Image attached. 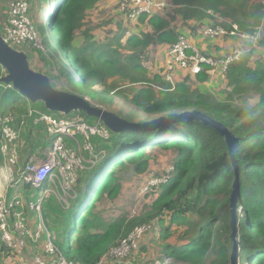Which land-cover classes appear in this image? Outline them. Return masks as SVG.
Returning a JSON list of instances; mask_svg holds the SVG:
<instances>
[{"label": "trees", "instance_id": "obj_1", "mask_svg": "<svg viewBox=\"0 0 264 264\" xmlns=\"http://www.w3.org/2000/svg\"><path fill=\"white\" fill-rule=\"evenodd\" d=\"M48 1L45 12L53 6L45 22L49 30L45 31L42 23L34 30L48 47L54 44L48 41L50 38L60 39L61 49L56 45L52 51L55 56L64 57L71 69H61L67 79L63 92L89 98L92 104L106 111L100 94L120 97L125 103L117 104L118 110L108 104L111 110L108 112L137 124L197 111L238 139L234 151L239 177L234 236L237 256L245 257L247 264H264V0H161L170 7L132 21L126 11L120 10L119 0H111L112 5L104 9V13L114 9L115 15L93 27L98 3L104 0H36V3L40 7ZM1 22L4 23L3 19ZM109 24L112 26L108 27ZM232 25H237L243 34L259 37L251 48L260 49L262 54L258 58L253 60V50H248L237 61L228 63L224 70L221 68L223 82L213 81L210 89L207 88L210 82L205 72L209 69L207 65L199 74L192 73L191 63L186 68L175 64L172 70L168 69L166 53L180 38L189 43L194 38H204L203 28L220 26L230 30ZM98 29L105 33L103 40L92 38V33ZM77 34L83 37L81 46L75 38ZM218 40L236 41L232 49L245 46L239 39ZM216 44L220 48L213 47L214 54L202 49L200 52L221 64L231 50L224 51ZM158 47L161 66L155 69L148 63L151 52ZM73 73L79 77L77 80ZM216 75L214 79L222 77ZM86 84L103 92L91 91L88 96L84 93ZM250 95L256 98L257 104L253 118L246 120L243 113L246 103L237 101ZM22 97L17 89L5 94L2 114L18 112L20 121L28 111L26 104H21ZM28 101L34 105L38 99ZM42 102L45 104L44 100ZM83 114L87 115L73 111L67 116L85 119ZM108 132L107 140L99 137L91 140L94 153L103 152L102 160L94 176H89L87 181L84 182L87 171L78 174L76 191L87 186L88 194L73 218L71 204L63 210L52 196H47L43 204V209L52 213L51 239L60 255L74 264H99L108 250L133 229L150 225L151 231L142 237L128 259L132 264H162L166 258L172 259L174 264H230L233 250L230 198L235 175L225 137L200 121L170 123L152 130L108 129ZM29 137L31 133L27 140ZM24 144L20 148V163H26L22 155L30 150L28 145L24 148ZM168 151L174 153L172 171L157 176L163 181L150 187L148 197L155 196L152 203L145 205L137 216L107 222L98 206L119 196L123 176L129 171L144 174L149 169L152 152ZM23 188L28 196L35 197L27 186ZM176 226L183 228L178 244L168 241ZM157 239L160 250L143 259L145 253L151 252L147 246ZM30 249H7L1 244L0 264H24L25 259L29 261V255L33 256L32 261L38 255L44 261L58 257L45 254L38 245L30 244Z\"/></svg>", "mask_w": 264, "mask_h": 264}, {"label": "built area", "instance_id": "obj_2", "mask_svg": "<svg viewBox=\"0 0 264 264\" xmlns=\"http://www.w3.org/2000/svg\"><path fill=\"white\" fill-rule=\"evenodd\" d=\"M118 2L120 10L127 12L130 21L141 15L149 17L170 7L169 4L161 0H119ZM1 32L3 33V36H1L3 42L11 48L34 42L31 35L35 31L28 18V8L25 2L12 0L7 10V24ZM202 35L209 39L229 38L244 41L242 39L244 34L237 25H232L230 30L221 27L203 28ZM34 44L37 45L38 42L36 41ZM239 49L238 47L234 48L230 55L221 64H218L212 58L204 57L201 52L191 47L184 38H180L167 51L166 64L168 69L172 70L175 64H180L182 68H186L191 63L192 73L194 74L204 71V65H207L209 69L205 72L211 78L216 74L223 77L222 69L224 70L228 63L238 60L237 52ZM0 67L2 68L1 65ZM3 75L0 76L2 95L14 91L11 83L2 82ZM167 79L171 81L170 77ZM87 100L90 101L89 98ZM28 114L35 123L45 125V132L52 143L42 156L35 157L25 164H20L18 152L19 133L13 125L14 116L0 114V154L1 157H4L5 169L8 168L13 173V180L7 186L12 192L15 188H19V194L16 195L12 193V196H10L7 191L0 194V245L2 244L7 249L26 250L28 244L40 246V243L43 242L42 250L45 254L50 256L57 254L59 256L51 259L52 264H74L60 255L58 248L52 241L49 228L47 229L42 220L43 204L47 196H52L57 202L59 201L61 207L63 206V202L67 197H70L69 192L71 187L76 184L78 174L86 170L85 163L87 160L83 153L87 152L92 158H96L93 154V146L90 143L91 138L99 137L107 140L110 134L100 121L89 125L79 116L55 117L52 114L39 113L32 109L28 111ZM78 137L83 140L81 145ZM82 146L84 152L81 150ZM154 181V183H150V187L159 184L163 179ZM24 186H27L30 190H40L39 197L32 199V196H28V192L23 188ZM67 206L70 207V204ZM32 214H37L41 220V223L36 227H34L31 220ZM34 228L35 231H33ZM150 231V225L136 227L127 237L121 239L116 246L111 247L99 264H107L108 262L132 264L128 259L137 250L142 237ZM42 234L45 235V238L41 241ZM28 262L25 259L24 264H29ZM34 263L47 264L39 256H35ZM174 263L169 258L164 259L162 262V264ZM155 264L161 263L156 262Z\"/></svg>", "mask_w": 264, "mask_h": 264}, {"label": "rangeland", "instance_id": "obj_3", "mask_svg": "<svg viewBox=\"0 0 264 264\" xmlns=\"http://www.w3.org/2000/svg\"><path fill=\"white\" fill-rule=\"evenodd\" d=\"M21 1L25 2L27 5V8L29 10L28 18H29V20L33 26V29L37 24L42 23L43 26H46L44 28L45 31H48L49 27H48V25L45 24V22L49 19V15L53 11V8H52L53 6L49 8L48 13H47V11L45 12V8L47 9V5L50 1L44 3L40 7L36 3V0H21ZM11 2H12V0H0V17H1V19H3V22H4L2 24L1 19H0V29L1 30L7 24V10H8V6ZM111 2H112L111 0H108L106 2L104 0V1H101L100 3H98V6H97L98 9L94 13L95 16L92 19V26L91 27H93L95 24H100L101 22L103 23L106 20H108L109 18H113V16L115 15L114 9H110L108 13H104V9H109L110 6L112 5ZM111 26H112V24L108 25V27H111ZM216 27H220V26H216ZM1 30H0V36H3V33L1 32ZM52 35H53V32H50L49 36H52ZM104 36H105V33H104L103 29H98V30H96V32L92 33V38H94V39L97 38V39L103 40ZM31 37L34 39V42H29L27 45L20 46V47H13L12 49L15 50L24 59H26L28 62V67H29L30 71H32L33 73L42 77L43 79L47 80L51 88L58 90V91H64L63 86L66 85L67 79H66L65 75L61 74V69L64 68L66 71H71V69H69V63L66 61V59L64 57L60 56V54H59V56H55L54 52L52 51V49L54 47H56V45H58L61 49L60 39L57 38L55 41V39H51L49 37L50 39L48 41L50 43L52 41H54L53 47L49 46L50 47L49 48L48 46L43 44L42 37L37 32H34L31 35ZM75 38L77 40L78 45L81 46L83 44V37L81 35L77 34V37H75ZM36 41L38 42L37 45L34 44ZM234 43H236V41L224 40V41L220 42V46H222L224 51H230V50L232 51L234 49V48L232 49V47L236 46V45H233ZM242 43H245V42L243 41ZM242 43H239V46H241ZM239 48L241 49V47H239ZM160 50L161 49H159V47H158L155 51L151 52L150 61L148 63L149 65H153L155 67V69H158L161 66V63L159 62V60L161 59ZM251 50H253V55H254L253 60L258 58L262 54L258 47H254ZM4 73L5 72H4L3 68L0 67V76H2ZM46 76H50L53 79H51V81H50L49 77H46ZM73 78H74V80H77L79 77L73 73ZM192 87H194V86H192ZM84 90H85L84 93L88 96L91 93V91H96V92H100V93L103 92V90L101 88H97V87H94V86H91L88 84L85 85ZM8 93H10V92H6V94H8ZM101 94H103V93H101ZM101 94H100L99 99H101V102L103 103L102 106L105 107L108 111H111L109 108L110 106L108 104H112V107H113L112 109L118 110L119 108L117 107V104H119V103L124 104L125 103L120 97H116V96L105 97ZM4 95L5 94H3L2 97H0V114L3 113L2 112L3 108H1V102H2V98ZM215 96L217 97V99L219 98L218 95L215 94ZM253 98H255V97L250 95L249 97H245L243 100H238L237 103L241 104L244 101H245L244 103H246L248 100L253 99ZM22 102H24V104L27 103L26 110L29 108V109H32V110L37 111V112H47V114L48 113L52 114L55 117H67V115L72 114L70 112H65V110L60 111L59 109H55L53 106H51L49 104L45 105L42 102V100H40L39 98H38V101L34 105L32 103H30L26 98H23V97L21 98V104H22ZM121 109L123 110V109H125V107H122ZM83 115H84V118L86 119V120L84 119L85 122L88 123L89 125H93L97 122L96 119L90 118L85 114H83ZM14 116L19 119L18 112H16L14 114ZM21 118H22L21 121L19 123L16 122V124H15V127H16L15 129L17 130L18 133H19V129H20V133L18 135V138H19V140H18V148H19L18 152H20L21 145H23L22 143L25 140H27L28 133H31V137H29V139H28V144L29 143L31 144L33 141H36L37 146L34 148V152L36 153L35 156L36 157H39L40 155L42 156V154L46 153V151H47L46 148L43 147L44 139L41 138L42 142L41 141L39 142V141H37L36 136L40 135V131L44 132V130L46 129L45 125H43L41 123H34L33 118L29 116L28 112L25 116L23 115ZM106 129H108V128L106 127ZM33 133H35L36 136ZM39 137H41V136H39ZM92 139L93 138H91V140ZM78 141H79V144L81 145L83 140L81 137H78ZM19 143H20V145H19ZM47 143H48V145H50L52 143L51 139H48ZM90 143L92 145V141ZM93 149H94V146H93ZM81 150L83 151V146L81 147ZM0 153H1V151H0ZM93 154L95 155L96 158H92V156L89 155L87 152L83 153L84 157L87 160L85 163L86 170L81 171L79 173V176L87 171L84 175V182L87 181L89 176L90 177L94 176L95 171L100 167L99 162L102 160L101 155L103 154V152L101 151L100 155H98L96 153H93ZM150 156H151V159H150L149 169L147 172H145L144 174L138 175L132 171H129V173H127L125 176H123V179L121 181L122 187H121L119 196L113 201H106V202H103L102 206L101 205L98 206V208L103 211V217L107 222L115 221L116 219L123 217V216H127V217L137 216L140 213L141 209L145 205H149L152 203L155 196H149L148 197V193L150 192V183H154L155 182L154 180L158 181L160 178L157 176H159V175L164 176V174H168L169 172L172 171L174 153H173V151L152 152L150 154ZM3 160H4V157H1L0 162ZM95 163L96 164L99 163V164L97 165L96 168H92L95 165ZM6 179L8 180V182ZM12 180H13L12 173L10 174L8 168L5 169L0 174V186H7L10 183V181H12ZM75 185H77V183ZM75 185L71 187V190L69 192L70 197H67L65 202H63L64 203L63 206L61 207L59 205V201L57 203V205L60 206L63 210L68 209L69 206H67V205L71 204V207H72L71 217L72 218L78 212V210L80 209L82 204L85 202V200L87 198V194H88V187L87 186H85V187L81 186L76 191ZM39 191L32 190L33 194L35 193V195H38L37 198L40 195ZM75 192H77V193H75ZM76 194H77V196H76ZM52 218H53L52 213H50L47 209H43L42 220H43L44 225L47 227V229L49 228V232L51 229V224L53 223ZM31 220L33 222L34 227H36L38 224L41 223V220L37 214H32ZM182 229L183 228H181V227L178 228L177 226H176V228L173 227L172 228V235L169 237L168 241H170L171 243H174V244H178L180 242L178 237L181 234ZM33 231H35V228L33 229ZM49 234H51V232ZM41 238H42L41 239V241H42L45 238V235L42 234ZM72 238L73 237H71L70 239L72 240ZM150 245L151 246H147V247L150 249L151 252L145 253L143 259L144 258L147 259L150 254H154V253L158 252L161 248V246L159 245L158 239L155 240L154 242H152ZM42 246H43V242L40 243L39 247H41V249H42ZM27 249H30V245H29V248L27 246ZM27 249H26V251H27ZM30 251H31V249H30ZM31 252L34 253V251H31ZM24 255L26 256V254H24ZM54 255H57V254H54ZM39 257H41V256H39ZM32 260H33V256L29 255V261H30L29 264H35L34 261H32ZM44 262L47 264L48 263L52 264L51 260L44 261ZM238 264H247L246 258L239 256L238 257Z\"/></svg>", "mask_w": 264, "mask_h": 264}, {"label": "water", "instance_id": "obj_4", "mask_svg": "<svg viewBox=\"0 0 264 264\" xmlns=\"http://www.w3.org/2000/svg\"><path fill=\"white\" fill-rule=\"evenodd\" d=\"M0 65L6 72V75L2 79V82L11 83L14 89H17L24 98L32 102H34L38 98L42 99L45 101V105L49 104L55 109H59L60 111L65 110V112L70 113H72L73 111H83L88 116L102 122L104 126L112 131L152 130L161 126L168 125L170 123L185 121H200L215 128L226 139L228 145V154L235 175L230 198V224L232 228L233 250L230 255L229 261L230 264H238L237 243L234 239L236 228V202L239 195V177L238 169L234 159V151L238 146V139L234 138L226 128L197 111L184 112L180 115L161 117L157 120L144 124L123 121L114 114L92 104L90 101L83 97L51 88L47 80L30 71L27 60L20 56L11 47L7 46L3 42L1 36Z\"/></svg>", "mask_w": 264, "mask_h": 264}, {"label": "crops", "instance_id": "obj_5", "mask_svg": "<svg viewBox=\"0 0 264 264\" xmlns=\"http://www.w3.org/2000/svg\"><path fill=\"white\" fill-rule=\"evenodd\" d=\"M187 33V32H186ZM192 42H189L188 44L191 46V47H193V48H195L196 50H198L199 52H200V49H202V50H206V51H208V52H212L213 53V47H215V46H218L216 43H218L219 45H220V42L221 41H224V40H218V39H216V42H214L215 41V39H209V38H199V37H197V38H194V39H192L191 40ZM190 43H193V44H190ZM219 47V46H218ZM220 48V47H219ZM214 54V53H213ZM219 76H220V74H218ZM217 75H215L214 77H210L209 78V80H210V82H208V84H207V88H212V83H213V81L216 83L217 81L220 83V82H222V80H224V78L223 77H221L220 79L219 78H217V79H214L215 77H216ZM2 94H1V91H0V97H2L1 96ZM26 105H27V103H26ZM28 111L29 110H31V109H27ZM27 111V112H28ZM39 113H44V112H39ZM14 116V115H13ZM14 119H15V121H14V127H15V124H16V122L17 123H19V119L18 118H16L15 116H14ZM22 119V118H21ZM20 119V120H21ZM34 122V121H33ZM35 123V122H34ZM16 128V127H15ZM19 133H20V129H19ZM35 136H36V134L35 133H33ZM39 135V134H38ZM39 136H41V137H39ZM39 136H36V138H37V141H41V138L42 139H44V144L47 146L46 147V150L49 148V146L50 145H48V143H47V140L49 139L48 138V136H47V134H46V132H45V130H44V132H40V135ZM26 142V144H24ZM42 142V141H41ZM22 144H24V148L26 147V145H28L27 147L30 149L29 151H26V152H24L23 153V159L25 160V162L27 163V162H29V161H31L33 158H35L36 156H35V152H34V148L37 146V143H36V141H33L32 142V147H30V143L28 144V140H25ZM43 148V147H42ZM32 151H33V153H32ZM21 152H19V154H20ZM27 155H30V158L29 159H27ZM1 158V157H0ZM20 164H25L24 162L23 163H20ZM0 168L2 169L1 171H0V174L5 170V167H4V164H3V161H1L0 162ZM10 172V171H9ZM12 172H10V174H11ZM12 177H13V173H12ZM7 180V179H6ZM4 191H7L9 194H10V196H12V193H14L15 195L16 194H19V188H15V190H14V192H12V190L9 188V186H0V194L1 193H3ZM26 191V190H25ZM27 193V192H26ZM34 198L33 199H35V198H37V196L38 195H35V193H34Z\"/></svg>", "mask_w": 264, "mask_h": 264}, {"label": "clouds", "instance_id": "obj_6", "mask_svg": "<svg viewBox=\"0 0 264 264\" xmlns=\"http://www.w3.org/2000/svg\"><path fill=\"white\" fill-rule=\"evenodd\" d=\"M258 38H259L258 36H252L248 33H245L242 37V39L245 42V46L242 47L241 49H239V51L237 52V59H239L240 57L245 55L246 52L254 46L255 41ZM85 99H87V98H85ZM256 104H257V100L255 98L250 99L246 102L244 109H243L244 119L250 120L253 118V109H254Z\"/></svg>", "mask_w": 264, "mask_h": 264}, {"label": "bare ground", "instance_id": "obj_7", "mask_svg": "<svg viewBox=\"0 0 264 264\" xmlns=\"http://www.w3.org/2000/svg\"><path fill=\"white\" fill-rule=\"evenodd\" d=\"M236 236V235H235Z\"/></svg>", "mask_w": 264, "mask_h": 264}]
</instances>
